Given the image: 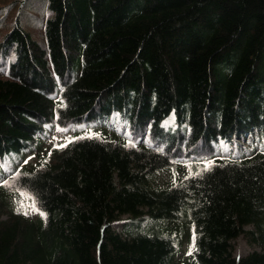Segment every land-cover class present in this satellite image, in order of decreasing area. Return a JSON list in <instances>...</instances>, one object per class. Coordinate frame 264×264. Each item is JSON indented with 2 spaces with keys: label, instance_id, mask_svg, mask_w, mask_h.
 <instances>
[{
  "label": "trees",
  "instance_id": "trees-1",
  "mask_svg": "<svg viewBox=\"0 0 264 264\" xmlns=\"http://www.w3.org/2000/svg\"><path fill=\"white\" fill-rule=\"evenodd\" d=\"M38 1L44 41H0V264H264V0Z\"/></svg>",
  "mask_w": 264,
  "mask_h": 264
},
{
  "label": "rangeland",
  "instance_id": "rangeland-1",
  "mask_svg": "<svg viewBox=\"0 0 264 264\" xmlns=\"http://www.w3.org/2000/svg\"><path fill=\"white\" fill-rule=\"evenodd\" d=\"M22 1L23 0H0V41L10 30V27L13 25L16 15L18 14L27 30L32 33L36 40L42 43L44 41L43 23L45 16L36 13V10L37 12H41L42 4L38 0L27 1V5L31 9V14H29L28 12L19 11V6ZM124 218L126 217H123V219ZM116 228L120 229V223L116 225ZM246 229L249 230L250 227H247ZM232 250L234 257L240 258L253 251L254 247L249 244L244 236H240L232 242Z\"/></svg>",
  "mask_w": 264,
  "mask_h": 264
},
{
  "label": "snow or ice",
  "instance_id": "snow-or-ice-1",
  "mask_svg": "<svg viewBox=\"0 0 264 264\" xmlns=\"http://www.w3.org/2000/svg\"><path fill=\"white\" fill-rule=\"evenodd\" d=\"M80 138H84V137H80ZM212 163H213L212 161H208L207 166L210 167V166L212 165ZM20 207L23 208L24 205L21 204ZM30 207L33 209V211H38V209L35 208V203H34V202L32 203V205H30ZM19 210H20V209L18 208L17 211H19ZM24 214L27 215L28 212L25 210V211H24ZM40 215L43 216L44 213L41 212ZM194 247H195V244H194V242H193V248H194ZM191 254H192V253L189 252V255H191Z\"/></svg>",
  "mask_w": 264,
  "mask_h": 264
}]
</instances>
